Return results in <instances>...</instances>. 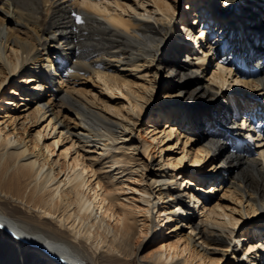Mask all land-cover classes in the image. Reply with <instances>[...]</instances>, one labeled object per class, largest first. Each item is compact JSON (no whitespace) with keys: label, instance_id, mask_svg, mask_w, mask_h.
Here are the masks:
<instances>
[{"label":"bare ground","instance_id":"1","mask_svg":"<svg viewBox=\"0 0 264 264\" xmlns=\"http://www.w3.org/2000/svg\"><path fill=\"white\" fill-rule=\"evenodd\" d=\"M125 1L0 0V96L9 81L6 94L20 93L0 120V264H264V131L253 129L264 130V0H186L184 17L180 0ZM82 78L97 95L76 88ZM157 80L161 102L177 103L151 113L176 117L185 144L199 133L194 156L163 159L157 127L137 125ZM241 102L255 108L242 117ZM206 157L248 207L206 203ZM252 214L257 258L237 254Z\"/></svg>","mask_w":264,"mask_h":264},{"label":"rangeland","instance_id":"2","mask_svg":"<svg viewBox=\"0 0 264 264\" xmlns=\"http://www.w3.org/2000/svg\"><path fill=\"white\" fill-rule=\"evenodd\" d=\"M66 1L71 2V0H66ZM122 1H124V0H122ZM139 1H141V0H127V1H125V3H129V4H131L132 6H135V7H137V6L138 7H142L141 5H139ZM148 7H150V6H148ZM187 9L188 8H187L186 0H180L179 1V5L177 6V13H179V16L180 15L181 16L183 15V17H184L185 13L188 11ZM188 13H190V11ZM191 13H192V11H191ZM188 16H193V14H191V15L189 14ZM188 16H186L185 19H187ZM195 18L191 21V26L195 27V30L197 28H198V30H202L203 27L201 25L196 26L197 25V22H196V19ZM253 23H257L258 24L259 23V20L257 19L256 21H253ZM181 29H183V28L181 27ZM257 33L263 34L264 33V28H260V30H258ZM182 38H183V40H182ZM178 39L181 42H188V43H190L189 45H191V47H193L195 49V53H199L198 52V49H196L197 46H196L195 42L188 40V38L186 37V34H185L184 30H181ZM257 44L261 45L262 42H259ZM203 47H205V46H203ZM217 48H214L215 50L212 51V54H211L212 57H210L211 60L213 58L217 57V55H216V52H218V50H216ZM204 49H206V47ZM226 64H228V63H226ZM214 67H216V66H214ZM261 67H262V69H264V66H261ZM124 70H122V73L125 76H127V78H130L132 81H135V83H137V85L143 83L144 81L147 82V80H148L147 78H144V77L140 76L139 73H135L134 74V72H129L126 69H124ZM210 72H211V69L209 68V71H207V73H210ZM52 73L54 74V72H52ZM55 73H57V72H55ZM211 76H213V74ZM55 77H56V79L58 81L59 80V76L57 74H55ZM199 77L203 78L201 74H200ZM84 81H85L84 78H82V80H79L77 82V84H76V88H86L88 90L89 89H92V91H91L92 94H96L97 95L98 92H96V91L98 90L97 89L98 87L92 86L90 84V82H87L86 83ZM12 85H13V83L9 81L7 84H5V86H4L3 89H6L5 91L8 92V91L11 90V86ZM135 86L136 85H133V87H135ZM237 87H239V86H237ZM231 89H232V87H231ZM245 91H248V90H245ZM251 91H252V89L249 90L248 92H245V93L247 95H252L253 96V94H250L249 93ZM6 92H4V90H3V92H1L2 95L0 96V120H2V119H5L6 120L7 117H8V115H10L13 112H17L19 110V107L17 106V101L20 100V93L19 94L15 93L13 95H8V94H6ZM166 92H167V90H166V83H164V81H162V80H157V87H156L155 93L153 95V98L149 102V108L150 109L147 110V111H145V112H143V114H141L138 117V119H137V125L139 127H141V128L148 126L149 129H152V124H154V126L157 127L156 130H158V131L155 132V130H151L150 133H149V135L152 134L153 136H156L157 139L154 140V143H157V145H160V146H163V147L164 146H169L168 148L162 149L161 155H162V158L163 159L166 160L167 157H168L167 155H170V156L175 155L176 157L181 156L186 151V149H190V148H193V147H194V150L193 149H190V151L188 150L187 151V155L192 154L194 156L195 148L198 146L197 145L198 143L195 142V140L196 139L197 140H200L199 133L193 135L192 137H190L189 140H188V142L185 144L184 141L186 139V136H185L186 134L184 135V128L183 127H178V124L175 123L176 117L174 118L175 119V121H174V119H171L170 120L168 118L170 116L168 114L165 115V113H164L163 115H159L157 113V110L156 111L154 110L156 113H151L152 109L155 107L156 104L157 105H164V106H168L169 105L170 106V105H174V104L177 103V99H173V100L169 99L170 100L169 102H166V101L165 102H161L162 99H163V97H164V95H166ZM3 97H12L13 98V102H14L13 105L12 104H7L5 101H3V99H2ZM122 99L123 98L120 97V98L117 99V101L118 100H122ZM259 104L262 105V102L259 101ZM2 115H4V117H1ZM166 116H167V118H165ZM8 121H9V119H7L5 123H7ZM238 122H240V121H238ZM167 124H171L173 126V128L175 127L174 128L175 130H173V132L171 133V135L169 137H164L163 138L164 139L163 141H159V138L160 137H163L164 134L167 132L166 130H168L167 127H166V129H164ZM163 129L165 130V133H163ZM178 130H181V133L179 134V137L176 136V134L178 133L177 132ZM140 133L141 134L143 133V129H141ZM25 135H26V132L23 133V136H25ZM25 139H27V138H25ZM193 140H194V142H193ZM254 141L256 142L257 140L254 139L251 143H249L250 142V139L249 138H245V142H243V141L242 142H243V144L249 143V145L252 146V143ZM59 151H60V149L58 150V152ZM157 153L159 154L160 152L157 151ZM203 161H204V163L203 164H200L199 167H201L200 169L203 170V172H202L203 175L205 174L208 177L207 178V181L204 184L205 191L211 189L209 187L210 184H215L216 185L215 186V189L214 190L212 189L213 194L210 196L209 199H207V202L206 203H211V202L214 203L215 201H219L220 203L223 204V206L226 207V209L228 211H230L231 208H236V209L241 208L242 209L244 207H248L247 202L245 201V195H243L242 197H240L241 198L240 199L241 202H239L238 201V198H237V195L233 194L231 190H228V188H226V186H224V183L223 182H220V180L217 181V179L215 180V178L220 177V175L218 173H214L211 169H209L208 165L210 163V160L206 157L203 160H200V162H203ZM185 167H187V168H183V167L182 168L185 170L186 175H188V171H193V168L190 167V162L189 161H186L185 160ZM199 173H201V172H199ZM193 180L195 182H198V181H196L195 178ZM188 185L189 184H186V186H188ZM191 189H192V187H191ZM193 191L196 194H198V192H199L198 190L195 191V189H193ZM125 192H130V191L127 190ZM127 194L129 195V193H127ZM194 205L196 206V203L195 202H194ZM198 210L199 209L197 208L196 209V213L198 212ZM234 213L236 215L239 214L237 210ZM248 217L249 218H244V220H243V227H245V233H244V236L245 237H244V239H242L240 241L241 243L239 242V245L237 246V254L241 255V252H246L247 255L253 256V257L257 258V256L253 254L254 253V250H256V249L258 250V249H261L263 247H260V246H257L256 245L255 248H252V246H248V248H247V243L249 242L250 237L251 236H254V235H251L252 232H251V230H249V226H248V221H250V220L253 221V214L251 216H248ZM185 230L188 231V228H185ZM164 233H167V236L166 235H160L156 239H159V238H161L163 236L162 239L164 241H168L170 239V238H168V236L172 232H169L168 228H166L165 231H164ZM252 234H254V233H252ZM260 237L261 238L264 237V230H262V233H261V236ZM250 249H251V251H250ZM261 250H263V252H264V249H261ZM258 261H259V259H258ZM225 263H227L226 260H222L220 262V264H225Z\"/></svg>","mask_w":264,"mask_h":264},{"label":"snow or ice","instance_id":"3","mask_svg":"<svg viewBox=\"0 0 264 264\" xmlns=\"http://www.w3.org/2000/svg\"><path fill=\"white\" fill-rule=\"evenodd\" d=\"M78 20H79V18H77ZM250 251H251V249H250Z\"/></svg>","mask_w":264,"mask_h":264}]
</instances>
